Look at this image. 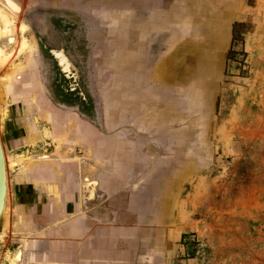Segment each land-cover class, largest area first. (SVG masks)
Segmentation results:
<instances>
[{
    "label": "crops",
    "instance_id": "crops-1",
    "mask_svg": "<svg viewBox=\"0 0 264 264\" xmlns=\"http://www.w3.org/2000/svg\"><path fill=\"white\" fill-rule=\"evenodd\" d=\"M213 1L148 0L106 27L90 62L93 107L11 99L0 137L20 163L7 165L0 264L19 252L16 264H172L185 254L187 177L215 143L242 21L241 0ZM15 63L23 81L27 63Z\"/></svg>",
    "mask_w": 264,
    "mask_h": 264
},
{
    "label": "rangeland",
    "instance_id": "rangeland-1",
    "mask_svg": "<svg viewBox=\"0 0 264 264\" xmlns=\"http://www.w3.org/2000/svg\"><path fill=\"white\" fill-rule=\"evenodd\" d=\"M45 2L101 19L108 27L121 16H129L132 8L137 11L146 7L148 0ZM202 3L214 6L213 0ZM240 3L237 17L245 23L242 32L246 33L231 53L228 78L219 100L216 140L203 154L205 157L194 162L181 202L182 226L191 233V242L198 249L193 257L185 249V254L180 258L176 255L172 264H264V0ZM186 7L194 8V3ZM22 10L14 17L0 5V37L9 38L0 47V67L8 69L5 78L0 79L1 137L12 98L18 104L48 100L37 90L41 89V81L34 74L38 64L30 48V31L20 22L23 4ZM1 14L13 22L8 28ZM24 32L28 45L20 52ZM9 44L14 45L7 51ZM19 58L27 63V73L19 74L26 78L20 82L15 78L20 72L15 63ZM14 87L24 93L11 97L8 93ZM85 98L88 102L90 97ZM13 163L17 166L20 161L6 158L7 165L14 168Z\"/></svg>",
    "mask_w": 264,
    "mask_h": 264
},
{
    "label": "flooded vegetation",
    "instance_id": "flooded-vegetation-1",
    "mask_svg": "<svg viewBox=\"0 0 264 264\" xmlns=\"http://www.w3.org/2000/svg\"><path fill=\"white\" fill-rule=\"evenodd\" d=\"M20 2L24 5L20 22L30 31V48L38 64L35 77L39 75L41 89L37 90L49 100L43 101L54 107H93L92 99L89 101V92L94 91L90 89L93 81L90 62L94 47L103 39L106 24L85 13L47 4L45 0ZM46 72L53 80L52 87L48 86L50 79ZM85 95L90 97L88 102ZM95 97L94 101L98 102Z\"/></svg>",
    "mask_w": 264,
    "mask_h": 264
},
{
    "label": "bare ground",
    "instance_id": "bare-ground-1",
    "mask_svg": "<svg viewBox=\"0 0 264 264\" xmlns=\"http://www.w3.org/2000/svg\"><path fill=\"white\" fill-rule=\"evenodd\" d=\"M0 5L4 9H6L9 13L14 15V17L19 16L22 13V4L19 2V0H0ZM1 16L3 17V23L7 26L6 28H8L10 26V24L13 22L4 14H1ZM23 37H24V41H23L20 52H22L28 45V43H27L28 37H27V34L25 32L23 33ZM0 56H1V54H0ZM12 165L15 166L16 163H13ZM8 191H9V185H8ZM8 191H7L6 203H5V207H4V214H5L6 208H7ZM20 258H21V253L19 252L18 256L16 257V263L20 260ZM16 263H14V264H16Z\"/></svg>",
    "mask_w": 264,
    "mask_h": 264
},
{
    "label": "water",
    "instance_id": "water-1",
    "mask_svg": "<svg viewBox=\"0 0 264 264\" xmlns=\"http://www.w3.org/2000/svg\"><path fill=\"white\" fill-rule=\"evenodd\" d=\"M93 97L96 98L95 95ZM95 104L96 107H99V102H96ZM8 184L9 183H8L6 156H5L2 140L0 137V225L5 217L4 207L6 203Z\"/></svg>",
    "mask_w": 264,
    "mask_h": 264
},
{
    "label": "trees",
    "instance_id": "trees-1",
    "mask_svg": "<svg viewBox=\"0 0 264 264\" xmlns=\"http://www.w3.org/2000/svg\"><path fill=\"white\" fill-rule=\"evenodd\" d=\"M245 26V23L243 22H239V23H235L234 24V30H233V45H232V49L229 52L228 55V59L230 60L231 58V53L234 51V45L235 43L238 41L239 37H241L243 35V33L246 32H242V28ZM191 233H187L183 235V239H182V244L184 245L186 252L188 253V255L190 256H195L196 254V250L198 249V246L191 242Z\"/></svg>",
    "mask_w": 264,
    "mask_h": 264
}]
</instances>
